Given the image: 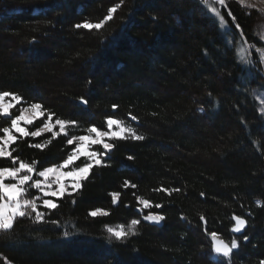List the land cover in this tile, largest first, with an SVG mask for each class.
<instances>
[{
	"label": "trees",
	"instance_id": "trees-1",
	"mask_svg": "<svg viewBox=\"0 0 264 264\" xmlns=\"http://www.w3.org/2000/svg\"><path fill=\"white\" fill-rule=\"evenodd\" d=\"M117 3L0 0V90L19 94L24 106L43 104L54 119L77 121L69 136L85 134L91 125L105 128L109 115L144 136L114 141L108 166L94 168L78 194L57 200L46 219L59 225L19 219L0 236V264H214L213 231L239 241L231 264H259L264 114L257 95L264 91V75L254 48V59L245 57L251 63L241 60L240 49L245 39L264 46L257 34L264 13L230 0L217 6L227 21L223 27L202 0H123L102 30L75 27L102 20ZM9 124L10 118L0 117V127ZM48 139L51 133L18 139L13 155L38 161V168L58 164L73 146L64 135L44 150L29 146ZM10 166L0 159V167ZM125 180L137 187L125 189ZM161 187L180 191H154ZM113 191L122 194L115 205ZM137 195L163 205L144 211L164 215L163 225L141 221L137 235L109 243L105 225L140 219ZM96 208L109 215L89 216ZM233 215L247 220L242 235L231 231Z\"/></svg>",
	"mask_w": 264,
	"mask_h": 264
},
{
	"label": "snow or ice",
	"instance_id": "snow-or-ice-1",
	"mask_svg": "<svg viewBox=\"0 0 264 264\" xmlns=\"http://www.w3.org/2000/svg\"><path fill=\"white\" fill-rule=\"evenodd\" d=\"M221 7H227L226 0H215ZM243 7L249 9H258L264 13V0H238ZM208 10L218 18L222 25H227L224 15L219 8L212 6L209 0H202ZM123 4H115L108 9L107 15L98 22L84 21L75 25L77 29L84 28L89 31L102 30L105 24L113 18L114 13ZM229 17H232V22L237 29L240 25L236 23L235 17L229 11ZM243 38V32L241 31ZM264 41V35L260 36ZM246 47L240 49L241 60L245 61V57L250 55L249 49L254 48L259 54L261 62H264V47H257L254 44L244 40ZM251 63V61H245ZM81 102L87 105L88 101L81 97ZM261 104L264 105V99H261ZM18 109L17 115H12V110ZM115 110L118 106L113 105ZM203 111V109H200ZM261 114H264V107L260 108ZM131 121H137V117L129 114ZM0 117L10 118L8 126L0 127V159H8L11 162L10 167H0V236L10 234L15 224L19 219L27 218L33 224L51 223L59 225L58 220H47L46 217L50 212L58 207L57 200L69 196L72 197L78 194L79 190L83 187L85 181L90 178L94 168L108 166L106 164V157L116 147L114 141L118 140H143L144 136L137 132V129L126 123L125 120L119 119L114 115H109L105 118V128H99L91 125L84 129L82 135H70V128H77L79 124L74 120L61 119L55 117L52 113L44 107L41 103H31L24 106V99L22 96L15 92L0 90ZM46 117V118H45ZM38 118L43 119L42 124L36 128L35 131L29 132L27 126L33 124L34 120ZM58 128V130H56ZM44 133H51V139L43 142L30 144L38 150H44L51 144L52 139L64 135L68 137L67 145L73 146L60 163L52 164L48 167H39L38 161L32 160L31 162L21 159L19 156H14L16 151L12 147L18 139L25 137H40ZM95 146H99L96 149ZM102 149V150H100ZM132 159V157H129ZM77 161H80L78 164ZM125 189L131 187L135 189L136 184L128 180L124 181L122 185ZM36 190L39 195L31 196L30 190ZM154 191H163L168 195L173 192L180 191L178 188L168 189L159 188ZM135 195V193H133ZM112 198V204L115 205L121 198V192L113 191L109 193ZM138 211L143 213L149 209H160L162 204L153 203L143 196H136ZM259 204V202H257ZM46 209L47 211H41ZM109 212L102 208H96L89 212V216L96 218L99 216H107ZM144 221L159 224L165 220V216L154 211H148L146 215L142 216ZM200 219L205 220L201 215ZM232 219L235 221L231 228L233 233H243L247 226V220L239 215H233ZM140 219H132L127 225L118 224L116 226L105 225L107 233V240L109 243L112 241L125 242L130 237L138 234V226ZM71 233L67 230L63 232L64 237H69ZM211 237V251L214 256L210 259L214 260V264H231V258L234 250L239 248V241L235 238L226 241L221 236L213 231L209 233ZM243 239L248 240V236L244 235ZM6 264L10 262L6 261ZM259 264H264V259L259 261Z\"/></svg>",
	"mask_w": 264,
	"mask_h": 264
},
{
	"label": "rangeland",
	"instance_id": "rangeland-1",
	"mask_svg": "<svg viewBox=\"0 0 264 264\" xmlns=\"http://www.w3.org/2000/svg\"><path fill=\"white\" fill-rule=\"evenodd\" d=\"M228 1H230V0H226V3L228 2ZM236 1H238V0H236ZM209 3L210 4H212V6H214V7H220L219 6V4L218 3H216L215 2V0H209ZM258 10V9H257ZM210 11V10H209ZM211 13V12H210ZM212 14V13H211ZM222 25V24H221ZM223 27H225V25H222ZM257 34H258V36H259V38H260V36L261 35H264V23L257 29ZM261 40V39H260ZM262 41V40H261ZM263 43H264V41H262ZM264 47V46H263ZM254 51H255V49H254ZM249 52H250V55H249V57H252L251 59H254L253 58V52H252V50L251 49H249ZM256 52V51H255ZM257 53V52H256ZM257 57H258V61H259V63L261 64V68H262V71H263V75H264V62H261V60H260V57H259V54L257 53ZM257 99H258V101H259V105H260V107H264V105H262L261 104V99H264V91H261V92H259L258 93V95H257ZM19 114V113H18ZM58 129V128H57ZM95 148L96 149H99V146H95ZM100 150H102V149H100ZM113 226H116V225H113Z\"/></svg>",
	"mask_w": 264,
	"mask_h": 264
},
{
	"label": "water",
	"instance_id": "water-1",
	"mask_svg": "<svg viewBox=\"0 0 264 264\" xmlns=\"http://www.w3.org/2000/svg\"><path fill=\"white\" fill-rule=\"evenodd\" d=\"M138 208L139 207H137L136 208V211L140 214V220L142 221V222H144V223H147V224H150V225H155V226H162L163 225V221L162 222H160L159 224H156V223H152V222H149V221H144L143 219H142V216L143 215H146L147 213H140L139 211H138ZM243 217V216H242ZM246 219V218H245ZM233 220V219H232ZM234 223H235V221L233 220V225H234ZM244 231H245V229H244ZM244 231H243V233H244ZM243 233H233V234H235V235H242Z\"/></svg>",
	"mask_w": 264,
	"mask_h": 264
},
{
	"label": "bare ground",
	"instance_id": "bare-ground-1",
	"mask_svg": "<svg viewBox=\"0 0 264 264\" xmlns=\"http://www.w3.org/2000/svg\"><path fill=\"white\" fill-rule=\"evenodd\" d=\"M211 242V241H210Z\"/></svg>",
	"mask_w": 264,
	"mask_h": 264
}]
</instances>
